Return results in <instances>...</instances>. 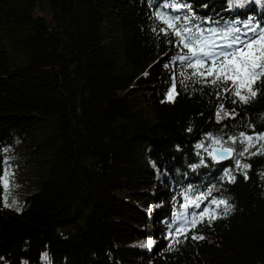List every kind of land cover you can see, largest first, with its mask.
<instances>
[{
    "label": "trees",
    "instance_id": "1",
    "mask_svg": "<svg viewBox=\"0 0 264 264\" xmlns=\"http://www.w3.org/2000/svg\"><path fill=\"white\" fill-rule=\"evenodd\" d=\"M158 12L217 44L264 31V0H0V264H264V77L248 103L186 79Z\"/></svg>",
    "mask_w": 264,
    "mask_h": 264
},
{
    "label": "snow or ice",
    "instance_id": "2",
    "mask_svg": "<svg viewBox=\"0 0 264 264\" xmlns=\"http://www.w3.org/2000/svg\"><path fill=\"white\" fill-rule=\"evenodd\" d=\"M165 7H172L178 10L187 7V5L173 3L165 5ZM156 15L164 18L163 13L158 12ZM179 20V16L167 17L164 18V23L169 29H172L171 35L176 37L177 46L187 50L184 54L177 57L186 68L192 69L191 74L185 78L191 80L195 77V82L211 83L217 87L224 85L226 91L238 97L239 101L243 103H248L249 99L254 98L257 92L253 90L252 85L256 80L264 77V31H260L257 34L255 28H250L248 31L252 32L253 35L248 36L245 33L244 36L246 38H242L237 34L240 32V29L233 28L222 34V39L225 43L217 44L216 37L220 34L215 29H203L198 24L192 25L191 19L188 16L184 17L186 23L183 25L173 23V21ZM206 32L208 35H205ZM242 90L246 94H242ZM174 94L175 85L172 86V90L168 93V100H172ZM216 118L217 120L222 119L220 111L216 113ZM240 137L239 143L243 147L239 152V156H243L250 148L255 147V144L253 143L252 136H246L244 133H241ZM230 139L233 143L237 142V138L235 137ZM256 139L264 141V133L258 134ZM223 151L231 153L235 150L225 148ZM250 154L256 155L257 153L252 152ZM248 167L250 166L247 164L243 165V168ZM192 203L195 207H199V203L196 201ZM213 203L219 206L220 204L226 205L227 202L213 201ZM182 207L187 208L188 205H183ZM225 211H227V208ZM198 215L201 218L199 221ZM204 216H209V222L213 218L208 211H203L199 214L193 212L191 213V220L189 221L187 217H184V221L185 224L190 223L191 227L195 228L198 222H203L202 218ZM180 219L181 216H177V220L179 221ZM183 227L184 225L177 227L176 232H182ZM192 239H204V237L193 235Z\"/></svg>",
    "mask_w": 264,
    "mask_h": 264
},
{
    "label": "rangeland",
    "instance_id": "3",
    "mask_svg": "<svg viewBox=\"0 0 264 264\" xmlns=\"http://www.w3.org/2000/svg\"><path fill=\"white\" fill-rule=\"evenodd\" d=\"M17 148H12L9 152L16 151ZM18 150V149H17ZM10 154V153H8ZM31 157V156H30ZM32 158V157H31ZM19 156H8L5 159L6 167H5V175H4V185H5V199L4 203L7 206L16 205L19 203L20 198L26 194V186L25 182L28 181L25 173L20 174H11L10 170L12 168L11 162L19 160ZM25 160L26 158H21Z\"/></svg>",
    "mask_w": 264,
    "mask_h": 264
},
{
    "label": "water",
    "instance_id": "4",
    "mask_svg": "<svg viewBox=\"0 0 264 264\" xmlns=\"http://www.w3.org/2000/svg\"><path fill=\"white\" fill-rule=\"evenodd\" d=\"M228 147H221V146H212L211 147V155L215 158L218 162H226L231 160L234 156V151L231 153H225L223 149Z\"/></svg>",
    "mask_w": 264,
    "mask_h": 264
}]
</instances>
